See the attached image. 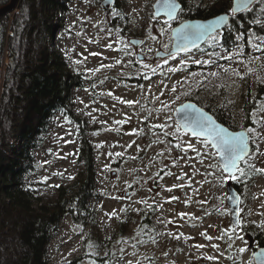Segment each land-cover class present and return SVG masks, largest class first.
Returning a JSON list of instances; mask_svg holds the SVG:
<instances>
[{
    "label": "rangeland",
    "instance_id": "1",
    "mask_svg": "<svg viewBox=\"0 0 264 264\" xmlns=\"http://www.w3.org/2000/svg\"><path fill=\"white\" fill-rule=\"evenodd\" d=\"M102 1L79 0L74 4L67 26L55 29L51 45L57 53L69 56L88 80L84 88H72L70 95L72 107L81 115L96 147L103 197L96 204L100 222L94 231L112 236L124 205L138 210L144 203L147 208L156 205L159 232L149 233L151 239L145 243L146 239L135 237L131 227L125 242L114 244L115 264H254L253 252L259 244L232 224L226 200L228 179L213 158L215 151L205 148L202 139L177 130L173 116L201 80L200 69H194L199 64L193 61H214L217 57L202 51L156 59L155 54L172 48L175 26L171 22L164 25L165 18H154L157 0H117L109 12L99 7ZM116 11L129 17L127 30L119 26V19L114 22L120 16L113 14ZM131 30L145 32L140 38L145 40L142 48L146 53L130 44L131 38H139L129 35ZM138 52L148 55L147 59L140 60ZM231 56L230 95L242 122L247 82L256 94L258 81H264V53L246 61L239 59L237 50ZM1 93L0 84V97ZM255 116L262 123L259 128L250 126L260 146L252 162L264 169V113L258 111ZM78 131L77 124L63 117H58L49 131L51 153L40 154L48 199H55L58 188L70 185L78 175ZM222 194L226 195L224 213H210ZM252 194L251 218L262 224L264 175ZM112 213L115 215H109ZM60 231L50 247L52 264L79 257L85 249V234H79L73 219L67 217ZM241 248L247 250L241 252ZM82 264L94 263L86 260Z\"/></svg>",
    "mask_w": 264,
    "mask_h": 264
},
{
    "label": "trees",
    "instance_id": "2",
    "mask_svg": "<svg viewBox=\"0 0 264 264\" xmlns=\"http://www.w3.org/2000/svg\"><path fill=\"white\" fill-rule=\"evenodd\" d=\"M79 0H20L16 12L0 18V264H52L50 247L60 236L61 224L67 217L73 219L79 234L84 237V253L63 264H115L114 244L125 242L133 227L136 238L146 239L159 232L156 221V205L141 209L131 204L123 206L122 215L117 216V228L112 236H102L94 231L99 226L97 202L103 197L99 190L98 160L91 135L82 125L81 115L73 109L71 90L86 86V74L66 54L57 53L52 45L55 29L64 24L73 13V5ZM182 20L210 19L218 14L228 13L233 0H180ZM10 0H0V7ZM264 2H259L250 13H241L231 20L216 41H211L197 52L214 55V63L194 69L202 73L199 84L188 98L207 109L220 122L237 131L250 126H259L262 120L249 114L256 109L257 102L264 103V81L259 80L244 96L246 115L243 121L237 118V109L231 101L229 71L232 60L224 59L233 51L240 52L239 59L248 60L262 52H253L245 43L248 35L260 34L264 38ZM119 19V26L129 25L125 14ZM113 24V23H112ZM114 26V24L112 25ZM245 33L244 40L236 36ZM129 35L144 38L131 30ZM239 43V47L237 46ZM243 53V55H241ZM134 58V57H132ZM249 79V75H245ZM3 80V82H2ZM197 81V80H196ZM58 117L77 124L80 132V150L77 155L78 175L68 186H60L55 199L44 195L47 186L43 176L44 159L40 157L48 149L49 131ZM252 120L256 123L253 124ZM254 133V162L257 148ZM264 173L250 171L236 187L242 196L241 229L251 236L259 246H264V222L251 218L253 188ZM222 186H225L224 179ZM226 195L217 197L212 214H223ZM227 211V210H226ZM225 213H228L226 212ZM118 264H121L119 262Z\"/></svg>",
    "mask_w": 264,
    "mask_h": 264
},
{
    "label": "snow or ice",
    "instance_id": "3",
    "mask_svg": "<svg viewBox=\"0 0 264 264\" xmlns=\"http://www.w3.org/2000/svg\"><path fill=\"white\" fill-rule=\"evenodd\" d=\"M260 2H264V0H260ZM256 3L257 0H235V6L230 9V12L233 17L245 12L250 13L254 10ZM182 10L181 5L177 3L176 0H161L153 15L154 18L158 17L160 12L163 11L164 15L167 16V19L164 20L163 23L164 25L170 26V22L177 19V13ZM261 11L264 12V9H261ZM113 14L119 16L120 12L116 11ZM228 26V15L218 16L205 23L182 25L181 28L175 30L178 43L175 46V52H169V55L175 57L179 52H187L193 47L198 48V41L203 40L205 37H207L208 40L216 41L219 38L221 30L228 28ZM161 31L163 32L164 29L161 28ZM262 32H264V29H262ZM245 35V33H239L236 36V40L238 42L244 40ZM245 43L250 46L253 52L264 53V38H262L260 34H257L254 38L248 35ZM237 46L239 47V43ZM241 55H243V53H241ZM223 58L228 60L233 59L232 56H225ZM193 62L196 64L214 63L212 60H195ZM145 67L149 66L145 65ZM224 71H228V69H224ZM237 74L239 75V73ZM243 78L244 77H241V79ZM173 91H175V89H173ZM128 103L134 102L129 101ZM256 109L264 113V103L256 105ZM177 111L181 113V119L180 123L177 125V130L182 127L192 136L198 139L202 138V143L205 148L210 146L215 149L213 158L217 159L222 172L227 174L225 180L240 181L242 178H246L250 171L264 173V169H257L254 164L249 162V157L251 155L250 141L255 132L254 127H248L239 132L230 131L228 128L216 124L211 116L191 104L184 105L182 108L177 109ZM255 115L256 112L253 111L249 114V118ZM252 123L255 124L256 121L252 120ZM189 147H191V145H189ZM258 151L259 149L257 148V152ZM116 155H120V153ZM55 187H59V185ZM229 199L232 198L230 197ZM235 199L238 200L239 197ZM233 214L239 217V210H236ZM109 215H115V213ZM238 238L242 239V237ZM208 239H212V237H208ZM246 250V248L240 249L241 252ZM208 259H213V257H208ZM253 260H258L259 264H264V249H261L259 253L254 252Z\"/></svg>",
    "mask_w": 264,
    "mask_h": 264
},
{
    "label": "water",
    "instance_id": "4",
    "mask_svg": "<svg viewBox=\"0 0 264 264\" xmlns=\"http://www.w3.org/2000/svg\"><path fill=\"white\" fill-rule=\"evenodd\" d=\"M116 1L117 0H103L101 3H100V6L104 11H111L113 9V6L116 5ZM161 2V0H157L155 2V5L153 6V14L156 12L157 10V5ZM177 3H179L181 5V8L183 9V5L181 4V1L180 0H176ZM259 2V0H257V3ZM256 3V4H257ZM20 4V0H11L9 4H7V6H2L0 7V18L4 15H7V14H11L13 12H16V10L18 9V6ZM255 4V5H256ZM235 6V0L232 1V7ZM181 12L182 11H179L177 13V19L175 20H172L171 23H177L174 28H172V48L168 51V52H165V51H160L158 52L157 54H155L156 56V59H166V58H170V57H173V56H170L169 55V52H175V46L176 44L178 43V38H177V35H176V32L175 30L176 29H179L181 28L182 25H185V24H197V23H205V22H208L210 20H213L215 19L216 17L218 16H221V15H228L229 16V25L231 23V20L233 18V15L231 14V12H228V13H222V14H218L217 16H214L210 19H188V20H180L179 19V16L181 15ZM239 15V14H237ZM235 15V16H237ZM157 19H161V18H165L167 19V16L164 15L163 11L160 12V15L158 17H155ZM225 30V29H224ZM224 30H221V32H223ZM208 38L205 37L203 40L201 41H198V45L199 47L198 48H190L187 52H179L177 53L176 55H181V54H186L188 52H194L198 49H201L202 47H204L207 43H208ZM143 39H140V38H131L130 39V44L132 46H134L135 48H141L142 45L144 44L143 43ZM175 55V56H176ZM138 57L140 60L142 59H145V55H142V54H138ZM188 104H191V105H194L196 108L198 109H201L203 110L207 115L211 116L213 118V120L216 122V124L220 125V126H223V127H226L228 128L230 131H234L232 129H230L229 127L225 126V124H223L222 122H220L213 114H211L207 109L203 108L202 106H200L199 104H197L196 102L194 101H191V100H188V101H185L183 102V104L179 105L173 116L176 120V122L179 124L180 123V119H181V113L177 111V109H180L182 108L184 105H188ZM181 130L185 133L186 130L183 129L181 127ZM244 129H241V130H238L237 132L239 131H243ZM187 134H190V133H187ZM191 135V134H190ZM192 136V135H191ZM194 137V136H193ZM196 138V137H195ZM198 139V138H197ZM202 139V138H200ZM253 143H252V140L250 141V150H251V155L253 154ZM213 151H215V149H213ZM250 155V157H251ZM249 157V158H250ZM225 175L227 176V174L225 173ZM226 190H227V207L229 209V212L231 213V217H232V224L235 226V227H240L241 226V205H242V196H241V193L239 192V190L237 189L236 187V182L235 181H232L230 179H228V182H227V186H226ZM232 198V199H229V198ZM236 197H239L238 200H236L235 198ZM236 210H239V217L235 216L233 213L236 211ZM256 249L254 250L255 253H259V251L261 249H264V246H258V247H255ZM253 252V253H254ZM253 260V259H252ZM254 264H259V261L256 260L254 261Z\"/></svg>",
    "mask_w": 264,
    "mask_h": 264
},
{
    "label": "flooded vegetation",
    "instance_id": "5",
    "mask_svg": "<svg viewBox=\"0 0 264 264\" xmlns=\"http://www.w3.org/2000/svg\"><path fill=\"white\" fill-rule=\"evenodd\" d=\"M223 33H221V35H222ZM220 35V34H219ZM139 50H142L143 51V53H146V51H144V48H142V49H139ZM202 50V49H201ZM199 51V50H198ZM197 52V51H196ZM139 53H141L142 54V52H138V54ZM144 55V54H143ZM147 57H148V55H146L145 54V59L144 60H146L147 59ZM130 194V192L128 193V195Z\"/></svg>",
    "mask_w": 264,
    "mask_h": 264
},
{
    "label": "bare ground",
    "instance_id": "6",
    "mask_svg": "<svg viewBox=\"0 0 264 264\" xmlns=\"http://www.w3.org/2000/svg\"><path fill=\"white\" fill-rule=\"evenodd\" d=\"M10 1H11V0H10ZM9 3H10V2H9ZM9 3H8V4H9Z\"/></svg>",
    "mask_w": 264,
    "mask_h": 264
}]
</instances>
